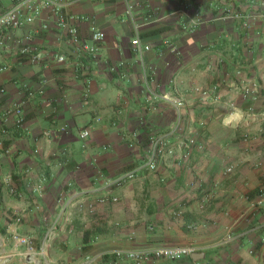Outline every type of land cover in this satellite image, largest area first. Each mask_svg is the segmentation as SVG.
<instances>
[{
    "label": "crops",
    "instance_id": "crops-1",
    "mask_svg": "<svg viewBox=\"0 0 264 264\" xmlns=\"http://www.w3.org/2000/svg\"><path fill=\"white\" fill-rule=\"evenodd\" d=\"M30 1L41 7L34 23L0 31V264H132L111 255L160 247L195 251L148 264H264V207H253L264 186V0L66 3L85 43L94 27L104 33L95 57L69 42L54 0ZM13 4L0 0V15ZM137 36L151 49L138 54ZM24 46L40 59L22 57ZM246 84L258 87V118L225 124L250 106ZM27 91L21 129L4 115ZM160 136L174 154L151 172ZM130 171L129 184L103 187Z\"/></svg>",
    "mask_w": 264,
    "mask_h": 264
},
{
    "label": "built area",
    "instance_id": "built-area-1",
    "mask_svg": "<svg viewBox=\"0 0 264 264\" xmlns=\"http://www.w3.org/2000/svg\"><path fill=\"white\" fill-rule=\"evenodd\" d=\"M13 6L0 15V31H5L9 29H20L25 25L33 24L34 21L41 14V7L34 5L30 0H13ZM77 0H54L53 5L56 7L55 12L58 17V25L63 30L66 31L67 36L69 37V42L77 46L78 51L82 54L87 53L91 57H95L99 51V45L104 41L105 35L102 31L97 30L95 27L92 29L90 41L85 43L81 36L78 33L76 26L74 25L75 20H78L76 17L70 16L67 17L63 15L62 8L66 3H72ZM131 13V10H129ZM135 50L138 54H141L143 51H148L151 49L149 45H143L141 42L140 36H137L134 39ZM166 45L171 49L172 52H177V49L172 46L170 42H167ZM21 54L30 58L32 62H36L40 59L41 54L38 50L34 49L31 46H24L21 49ZM58 61L64 63L66 61L65 56H59ZM218 87H214L213 91L216 92ZM0 93L4 94L5 90L0 89ZM208 92L204 91V95H207ZM242 94L245 100L250 102V106L245 112H231L230 117H246V119L255 120L258 118V114L255 111V103L259 98V90L256 84H246L242 88ZM33 98V93L27 91L25 99L20 103L16 104L12 109H9L5 115L4 120L8 122L10 118L14 117L15 123L18 128L24 127L25 120V107L27 103ZM175 108L177 109L179 117L182 118L183 110L185 108V101L181 98L172 99ZM264 116V113L262 114ZM3 134H8L7 128L2 129ZM90 137V131L85 129L80 132V138L87 140ZM180 142L182 145L190 149L191 147L196 146V141L193 138L181 137ZM135 144V139L133 138L130 146ZM174 154V148L171 145V141L168 137L160 136L153 139L151 148L149 151L148 160L146 162L145 168L148 171L155 172L157 171L159 165L162 163L164 158L167 155ZM189 157V152L184 156L185 161ZM232 169L229 168L228 172H231ZM136 171H130L113 179H104L103 187L107 190H112L114 188L123 187L134 179H136ZM11 193L15 194L16 190L11 189ZM108 201L107 196L99 197L95 204H105ZM94 203H90L87 207L81 206V208H87L90 212H93ZM253 207L256 210H259L264 207V186L260 190L257 199L253 202ZM17 222H20L21 219H16ZM13 240L17 245L32 247L31 240L27 237L14 235ZM227 240H231V236L227 237ZM194 249L191 247H160L155 249H145V250H128L123 252H117L114 255L118 260H128L132 264H148L151 261H177L186 257L191 256L194 253Z\"/></svg>",
    "mask_w": 264,
    "mask_h": 264
},
{
    "label": "clouds",
    "instance_id": "clouds-1",
    "mask_svg": "<svg viewBox=\"0 0 264 264\" xmlns=\"http://www.w3.org/2000/svg\"><path fill=\"white\" fill-rule=\"evenodd\" d=\"M232 121V117H229L228 119L225 120V124H228Z\"/></svg>",
    "mask_w": 264,
    "mask_h": 264
},
{
    "label": "trees",
    "instance_id": "trees-1",
    "mask_svg": "<svg viewBox=\"0 0 264 264\" xmlns=\"http://www.w3.org/2000/svg\"><path fill=\"white\" fill-rule=\"evenodd\" d=\"M22 57H27V56H25V55H22ZM113 258H116V256L115 255H111ZM117 259V258H116Z\"/></svg>",
    "mask_w": 264,
    "mask_h": 264
}]
</instances>
